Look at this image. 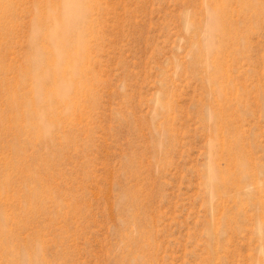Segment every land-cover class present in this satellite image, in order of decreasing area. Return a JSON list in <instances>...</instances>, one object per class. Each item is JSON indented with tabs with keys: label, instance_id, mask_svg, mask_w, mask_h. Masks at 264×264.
<instances>
[{
	"label": "rangeland",
	"instance_id": "rangeland-1",
	"mask_svg": "<svg viewBox=\"0 0 264 264\" xmlns=\"http://www.w3.org/2000/svg\"><path fill=\"white\" fill-rule=\"evenodd\" d=\"M75 1L0 0V264H264V0Z\"/></svg>",
	"mask_w": 264,
	"mask_h": 264
},
{
	"label": "bare ground",
	"instance_id": "bare-ground-1",
	"mask_svg": "<svg viewBox=\"0 0 264 264\" xmlns=\"http://www.w3.org/2000/svg\"><path fill=\"white\" fill-rule=\"evenodd\" d=\"M76 1L74 2V0H73V4H72V7L70 8V10H69V13H68V17H69V19H71V20H73V18L76 16H74V14L78 11L79 12V10L80 9H78V7L76 6ZM81 11V10H80ZM78 12L76 13V14H78ZM64 18V21H62L63 23H66V18L67 17H63ZM71 20H70V22H71ZM69 22V23H70ZM70 25V24H69ZM68 24H67V27H65V29H62L61 30V33L62 34H64L65 35V37H66V35H67V31H69L68 29ZM66 33V34H65Z\"/></svg>",
	"mask_w": 264,
	"mask_h": 264
}]
</instances>
